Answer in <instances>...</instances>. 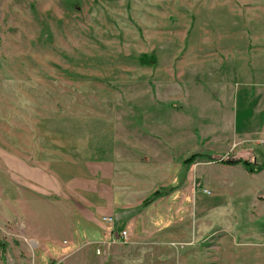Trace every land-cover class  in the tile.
Instances as JSON below:
<instances>
[{"label":"rangeland","instance_id":"obj_1","mask_svg":"<svg viewBox=\"0 0 264 264\" xmlns=\"http://www.w3.org/2000/svg\"><path fill=\"white\" fill-rule=\"evenodd\" d=\"M257 72L264 0H0V242L21 238L38 186L65 210L132 211L114 264H264V169L216 161L264 157L252 118L235 134L253 99L235 82ZM207 82L243 92L227 119Z\"/></svg>","mask_w":264,"mask_h":264},{"label":"crops","instance_id":"obj_2","mask_svg":"<svg viewBox=\"0 0 264 264\" xmlns=\"http://www.w3.org/2000/svg\"><path fill=\"white\" fill-rule=\"evenodd\" d=\"M256 75L257 82H235L238 83V87H243V84L251 83L252 85L253 99L249 103L252 110L242 106V115H240L242 119L237 121L238 128L235 134L242 135L246 124L242 120L247 118L246 121H249L252 118L250 126L259 127L249 134V140L253 138V142H258L260 139L264 141V107L259 105L261 95L264 94V82H259L260 74L258 72ZM232 86V82H207V98L222 103L219 114L223 115L221 111L226 106L229 109L231 105L237 106L233 101H240V103L243 101V92L235 91V88L233 91L230 90L229 88ZM235 97L236 100H234ZM219 114L211 115V117L218 119ZM239 114L237 119H239ZM223 116L227 119L225 115ZM208 180L210 179L207 176V182ZM44 184V187H48L46 182ZM27 185H31V183ZM255 186L252 188L251 195L254 194V197H261L263 200L260 202L261 205L256 208L254 217L259 220L261 217L264 221V205H262L264 204V194L261 195L259 192L264 190V185L260 186L258 182ZM33 193L37 201L34 213L29 218L32 221L19 225V229L22 228L19 231L21 238H18L11 246L6 241L0 242L4 245L1 264H114L117 259L118 261L124 259L120 258L119 254V258H115L116 252L114 251H120L128 237L133 236L136 232L132 221H130L131 224L127 221L130 217L126 213H131V210L124 213L122 210L116 212V209L112 207L109 211L102 212L100 210L101 212L99 211L100 213L95 215L96 210L84 207L80 202H77V206L65 210L58 207L56 203L57 200L62 199L61 193L53 194L51 190H45L38 186L35 187ZM62 194L67 193L62 192ZM241 196L248 198L249 194ZM103 216H112L113 224L103 222L101 220ZM108 225L110 227H107ZM121 230H127L128 237L125 241L118 236ZM131 242L133 243L132 237H130ZM121 252L122 250L119 253Z\"/></svg>","mask_w":264,"mask_h":264},{"label":"trees","instance_id":"obj_3","mask_svg":"<svg viewBox=\"0 0 264 264\" xmlns=\"http://www.w3.org/2000/svg\"><path fill=\"white\" fill-rule=\"evenodd\" d=\"M197 155L193 154L192 156H189L188 158L184 159L182 161V165L184 169L188 168L195 160ZM223 164H238L241 163L248 172H259L264 169V157L260 160H257L254 156L251 159H243V158H237V159H219L216 160ZM177 188L176 185H170V186H160L159 188L152 191L149 195H147L140 203L139 208L147 207L149 204L154 202L155 200L167 196L171 192H173ZM3 244L0 243V253L1 257L3 256Z\"/></svg>","mask_w":264,"mask_h":264},{"label":"built area","instance_id":"obj_4","mask_svg":"<svg viewBox=\"0 0 264 264\" xmlns=\"http://www.w3.org/2000/svg\"><path fill=\"white\" fill-rule=\"evenodd\" d=\"M205 192V191H204ZM101 220L105 223H108V224H113L114 222V219L112 216H103L101 218ZM119 238L122 239V240H126L127 237H128V233H127V230H121L119 231V234H118Z\"/></svg>","mask_w":264,"mask_h":264}]
</instances>
